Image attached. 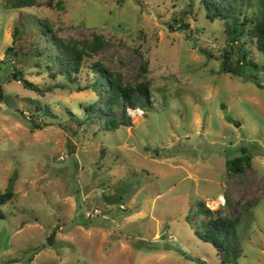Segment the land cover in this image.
<instances>
[{
    "label": "rangeland",
    "instance_id": "obj_1",
    "mask_svg": "<svg viewBox=\"0 0 264 264\" xmlns=\"http://www.w3.org/2000/svg\"><path fill=\"white\" fill-rule=\"evenodd\" d=\"M15 1L0 0V196L12 192L0 202V264H264L263 54L229 42L197 0ZM40 20L110 45L76 80L53 76ZM223 48L233 61L244 49L257 68L222 73ZM95 62L149 82L129 126L104 128L122 106L100 110ZM241 148L252 167L227 173ZM203 205L240 216L234 261L196 234Z\"/></svg>",
    "mask_w": 264,
    "mask_h": 264
},
{
    "label": "trees",
    "instance_id": "obj_2",
    "mask_svg": "<svg viewBox=\"0 0 264 264\" xmlns=\"http://www.w3.org/2000/svg\"><path fill=\"white\" fill-rule=\"evenodd\" d=\"M250 2L251 0H197L198 7L211 22L218 21L225 26L223 31L229 42L241 41V45L249 43L264 56V0H257L254 6ZM39 3L36 0H16L12 6L15 8L34 5L40 7ZM40 23L43 34H46L44 36L46 38L45 47L46 49L52 48V51L47 55L57 65V70L52 72L53 76L57 73L68 78L69 81L76 80L83 60L91 59L95 53L110 45L109 40L102 33L92 32L89 38L69 37L65 39L46 21L40 20ZM247 57L248 53L241 49L236 61H233V50L223 48L219 55L220 71L234 77H242L247 69L257 68L256 63L247 60ZM92 68L97 73V77L92 80V88L94 90L100 86L104 88V93L101 95L103 103L99 105L100 110L109 109L112 111L115 107L122 106V119L117 120L114 116H105L104 128L129 126L127 108L150 103L149 82L147 80L136 84L125 82L121 72L115 71L101 62L93 63ZM142 71L145 72V66ZM254 83L258 87L261 86L258 82ZM24 86L37 92L41 91L38 86L30 82H25ZM39 107L42 109V105ZM97 107L96 104L85 106V119H92V112ZM251 159L252 157L246 149L241 148L240 155L225 161V171L227 173H243L252 167ZM11 196L12 192L6 191L1 194L0 202H4ZM200 213L206 217V220L202 224L200 232L196 229L199 238L211 243L218 253L223 255L224 261L237 259L241 251L236 229L240 216H230L224 213L223 208L211 210L205 205ZM53 232L47 239L49 243H51Z\"/></svg>",
    "mask_w": 264,
    "mask_h": 264
},
{
    "label": "built area",
    "instance_id": "obj_3",
    "mask_svg": "<svg viewBox=\"0 0 264 264\" xmlns=\"http://www.w3.org/2000/svg\"><path fill=\"white\" fill-rule=\"evenodd\" d=\"M127 112L128 114L132 115V116H137V117H141L143 116V111L139 108H134V109H131V108H127ZM223 199V198H222ZM224 204V200H223V203ZM89 212H87L88 214Z\"/></svg>",
    "mask_w": 264,
    "mask_h": 264
}]
</instances>
